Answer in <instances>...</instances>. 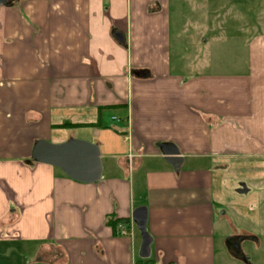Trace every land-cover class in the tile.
<instances>
[{
    "label": "crops",
    "instance_id": "0c3cea01",
    "mask_svg": "<svg viewBox=\"0 0 264 264\" xmlns=\"http://www.w3.org/2000/svg\"><path fill=\"white\" fill-rule=\"evenodd\" d=\"M172 1L0 7V264H252L242 246L264 242V32L187 31ZM68 139L98 145L99 181L31 159L36 141ZM160 143L178 148L177 169ZM226 174L239 225L215 208Z\"/></svg>",
    "mask_w": 264,
    "mask_h": 264
},
{
    "label": "rangeland",
    "instance_id": "374dc122",
    "mask_svg": "<svg viewBox=\"0 0 264 264\" xmlns=\"http://www.w3.org/2000/svg\"><path fill=\"white\" fill-rule=\"evenodd\" d=\"M172 17L173 24H177V20L180 19L183 25H187V31H191L193 25L200 24L204 27H212L216 35L222 34L228 37L241 36L240 38L243 39L244 36L247 37L264 32V0H173ZM230 41L232 40L222 39L219 41V61L225 60L227 57L229 59L228 54L224 53L226 51L223 52L222 50L227 46L229 47ZM237 41L239 42H236L235 51H237L236 48H238V50L241 49V45L243 44V40ZM232 179L235 187H238L239 191H241L244 186L243 182L245 181L241 179V177ZM224 180V203L222 204L220 201L216 200L218 202L215 203V208L218 214L225 211L227 216H230L233 220L232 222L239 225V223L243 222L245 217L242 214V210H239L235 216L231 217L232 214L230 211L232 206L229 204L231 199L228 195L227 186L230 180L229 175L226 174ZM263 180L261 179L259 182L264 184ZM217 182L218 179L216 178L215 183ZM259 184L260 183H258V185ZM235 202V204L238 203L240 207L243 205V203H240L241 201L238 202L237 199H235ZM253 216L254 215H250L251 219ZM255 217L256 216H254V218ZM242 248L245 256L251 258L252 264H264L263 241L261 246H257L252 242H245Z\"/></svg>",
    "mask_w": 264,
    "mask_h": 264
},
{
    "label": "water",
    "instance_id": "95a60500",
    "mask_svg": "<svg viewBox=\"0 0 264 264\" xmlns=\"http://www.w3.org/2000/svg\"><path fill=\"white\" fill-rule=\"evenodd\" d=\"M13 0H0V7L8 5ZM115 37L123 42V36L115 33ZM160 151L174 169L181 162L180 152L172 143L158 144ZM31 159L37 163H43L59 168L70 179L82 183H95L102 175L100 150L96 143L68 139L61 143H50L38 140L34 143L31 151ZM132 221L137 226L140 237V256L146 258L149 255L151 238L146 231L147 210L143 206L134 209Z\"/></svg>",
    "mask_w": 264,
    "mask_h": 264
},
{
    "label": "built area",
    "instance_id": "2783aa9c",
    "mask_svg": "<svg viewBox=\"0 0 264 264\" xmlns=\"http://www.w3.org/2000/svg\"><path fill=\"white\" fill-rule=\"evenodd\" d=\"M117 227H118L119 233H121V234L127 233L126 229L124 228V226L122 224H118Z\"/></svg>",
    "mask_w": 264,
    "mask_h": 264
},
{
    "label": "trees",
    "instance_id": "16d2710c",
    "mask_svg": "<svg viewBox=\"0 0 264 264\" xmlns=\"http://www.w3.org/2000/svg\"><path fill=\"white\" fill-rule=\"evenodd\" d=\"M113 223V222H112Z\"/></svg>",
    "mask_w": 264,
    "mask_h": 264
}]
</instances>
